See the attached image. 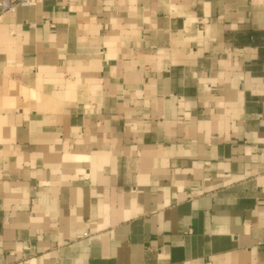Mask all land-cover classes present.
<instances>
[{
  "label": "crops",
  "instance_id": "1",
  "mask_svg": "<svg viewBox=\"0 0 264 264\" xmlns=\"http://www.w3.org/2000/svg\"><path fill=\"white\" fill-rule=\"evenodd\" d=\"M262 239L264 0L0 11V264H264Z\"/></svg>",
  "mask_w": 264,
  "mask_h": 264
},
{
  "label": "built area",
  "instance_id": "2",
  "mask_svg": "<svg viewBox=\"0 0 264 264\" xmlns=\"http://www.w3.org/2000/svg\"><path fill=\"white\" fill-rule=\"evenodd\" d=\"M36 2H38V0H2L0 2V11L12 12L16 9L17 6H32L35 5ZM257 243L264 249V239L259 240Z\"/></svg>",
  "mask_w": 264,
  "mask_h": 264
}]
</instances>
